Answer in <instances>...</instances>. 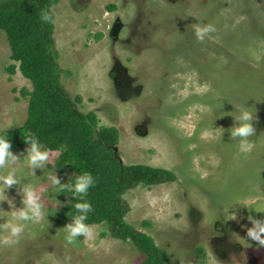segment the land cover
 <instances>
[{
  "label": "rangeland",
  "instance_id": "1",
  "mask_svg": "<svg viewBox=\"0 0 264 264\" xmlns=\"http://www.w3.org/2000/svg\"><path fill=\"white\" fill-rule=\"evenodd\" d=\"M51 11L60 82L81 97L78 108L117 129L124 164L175 174L126 190L125 221L165 250L167 264H264V246L246 234L249 215L264 218L251 210L264 205V0H58ZM202 23L216 32L201 43L194 25ZM11 63L0 31V128L24 123L21 91L32 89L17 68L6 70ZM243 104L255 115L249 153L230 135L231 115ZM27 147L12 152L22 158ZM49 155L35 177L18 171L47 190L41 201L53 213L49 224H29L18 245L0 246V264H142L144 254L111 236L105 223L90 224L95 241L65 243L62 228L71 219L60 209L71 193L53 194L47 177L53 171L66 184L73 172L57 167L58 150ZM18 191L13 185L8 195L21 207ZM228 208L235 220H227ZM0 210L2 224L10 209L0 202Z\"/></svg>",
  "mask_w": 264,
  "mask_h": 264
},
{
  "label": "trees",
  "instance_id": "2",
  "mask_svg": "<svg viewBox=\"0 0 264 264\" xmlns=\"http://www.w3.org/2000/svg\"><path fill=\"white\" fill-rule=\"evenodd\" d=\"M57 1L0 0V31L6 35L11 60L17 63L9 64L6 70L13 73L17 68L32 84L31 90L21 91L28 98L26 120L7 131L11 151L27 145L26 135L36 134L47 149L59 151L56 165L70 169L73 172L70 179L83 171L91 172L97 180L87 196L93 208L87 222L105 223L111 236L132 242L145 256L142 264H167L165 250L159 248L150 235L125 221L129 205L122 195L138 184L173 180L175 174L140 163L124 164L115 149L117 129L99 126L92 112L85 113L78 108L81 97L72 98L64 89L52 38L51 7ZM43 11L52 17L51 22H41ZM64 201L60 214L71 219L77 201L72 194ZM143 224L150 226L149 221ZM198 254L204 255L201 248Z\"/></svg>",
  "mask_w": 264,
  "mask_h": 264
},
{
  "label": "clouds",
  "instance_id": "3",
  "mask_svg": "<svg viewBox=\"0 0 264 264\" xmlns=\"http://www.w3.org/2000/svg\"><path fill=\"white\" fill-rule=\"evenodd\" d=\"M40 19L42 23L52 21V17L47 11L41 13ZM215 32L216 27L212 23L194 25V36L198 42H204L206 38L210 37V34ZM231 116L234 120V125L230 128L232 140L238 142L240 153L251 152L253 144L250 138L255 135L254 111L249 110V107L243 104L236 109V114ZM12 127L14 124L9 123L6 127L0 128V202L6 203L10 209V211H3L8 213V216L5 222L0 224V233H3L0 235V246L4 247L18 245L29 224L48 222L47 217L53 214L41 201V192L47 190L38 191L33 183L27 182L25 176L18 175V171L26 169L31 176L35 177V170L45 169L50 159L49 150L36 134H30L25 136L24 142L28 147L22 154V158L21 155L14 154L11 151L12 144L6 132ZM212 130L209 135L212 139H216L215 129L212 128ZM222 132L219 133V139ZM47 179L50 181L53 194L71 193L77 201L74 204L75 214L71 216V222L62 228L65 243L74 245L80 238L88 242L95 241L97 233L87 222L89 214L93 211L87 196L89 190L95 186L97 178L91 172L83 171L71 178L68 183L62 184L52 171ZM13 185L19 186L17 194L21 197V207H16L13 198L8 195V189ZM229 209L231 208L225 209L229 217L227 220H235V212H230ZM251 210L264 212V205ZM247 219L251 223V227L246 231L247 237L251 241L257 242L259 246H264V218L256 219L249 215ZM239 239L246 242L241 237Z\"/></svg>",
  "mask_w": 264,
  "mask_h": 264
}]
</instances>
